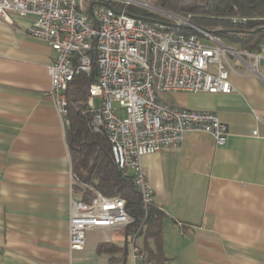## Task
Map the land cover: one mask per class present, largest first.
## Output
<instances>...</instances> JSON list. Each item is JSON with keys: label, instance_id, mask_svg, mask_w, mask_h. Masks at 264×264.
<instances>
[{"label": "crops", "instance_id": "crops-1", "mask_svg": "<svg viewBox=\"0 0 264 264\" xmlns=\"http://www.w3.org/2000/svg\"><path fill=\"white\" fill-rule=\"evenodd\" d=\"M11 19H0V264H139L124 229L88 231L84 249L70 251V204L81 195L50 93L53 52L28 34L34 16ZM256 53V75L230 57L233 93L171 92L167 102L214 112L228 128L225 145L188 132L179 148L141 159L165 214V264H264V39ZM99 244L126 253H99ZM136 245L143 251V236Z\"/></svg>", "mask_w": 264, "mask_h": 264}, {"label": "built area", "instance_id": "built-area-1", "mask_svg": "<svg viewBox=\"0 0 264 264\" xmlns=\"http://www.w3.org/2000/svg\"><path fill=\"white\" fill-rule=\"evenodd\" d=\"M133 4L147 6L136 0H0V19L12 24V15L35 17L27 31L53 52L46 72L65 127L69 125L68 84L80 76L90 77L95 64L96 81L88 87L89 127L106 136L114 165L122 176L132 179L146 208L154 199L143 157L179 148L188 132L209 134L218 146L225 145L228 137L227 126L214 112L178 108L161 101L160 95L231 94L229 75L237 72L230 57L256 75L261 55L232 49L186 18L162 10L171 18L161 16L169 25L147 23L110 7ZM180 28L196 34L178 33ZM72 181L80 187L81 198L84 190L91 195L88 201L71 200L70 251L84 249L88 231L123 230L134 222L120 196H103L74 175ZM136 239L137 233L129 236L127 246L140 261L143 254Z\"/></svg>", "mask_w": 264, "mask_h": 264}, {"label": "trees", "instance_id": "trees-1", "mask_svg": "<svg viewBox=\"0 0 264 264\" xmlns=\"http://www.w3.org/2000/svg\"><path fill=\"white\" fill-rule=\"evenodd\" d=\"M156 7L164 12L186 18L193 26L213 34L222 42L236 44L239 51L255 53L264 39V0H156ZM111 8L124 9L127 14L147 23H165L161 16L151 15L133 6ZM153 21H149L150 19ZM178 33L195 35L188 28H180ZM254 32V33H252ZM96 81L95 64L90 77L80 76L68 84L66 91L67 117L65 137L71 157L72 174L82 184L93 188L106 197L120 196L125 201L126 212L134 222L126 227V244L129 236L137 233L143 236L145 246L139 264H165L160 248L162 221L165 214L154 205L144 208L132 179L124 177L113 163L110 144L102 133L89 127L92 110L87 105L88 87ZM79 189V186H75ZM80 190V189H79ZM91 192L84 190L83 201H88ZM154 249H149L148 241ZM99 253L109 255L126 253L125 248L99 244ZM114 259V258H111ZM117 260V259H115Z\"/></svg>", "mask_w": 264, "mask_h": 264}, {"label": "rangeland", "instance_id": "rangeland-1", "mask_svg": "<svg viewBox=\"0 0 264 264\" xmlns=\"http://www.w3.org/2000/svg\"><path fill=\"white\" fill-rule=\"evenodd\" d=\"M136 1L141 2V3H145L147 6L133 4L132 5L133 7L138 8V9L139 8L140 9H143V10L147 11L148 13H152V14H154L156 16H164V17H166V18H168V19L171 20V18H169L167 16V14L162 13L160 11L161 9H159L158 7H156V5H155L156 4V0H148V1H145V0H136ZM223 43H225L227 46H229L232 49H235V50L238 49L237 48L238 46L236 44H234V43L224 42V41H223ZM247 53H249V52H247ZM171 97H173V94L172 93H162L160 95V100L163 101V102H169V101H172ZM95 102H96V104H98V100L97 99L95 100ZM113 105H114V107L117 106L116 104H113ZM120 116L121 117L124 116V111H121L120 112Z\"/></svg>", "mask_w": 264, "mask_h": 264}, {"label": "water", "instance_id": "water-1", "mask_svg": "<svg viewBox=\"0 0 264 264\" xmlns=\"http://www.w3.org/2000/svg\"><path fill=\"white\" fill-rule=\"evenodd\" d=\"M145 1H148V0H145ZM89 14H90V11H89ZM151 15H153L152 13H150ZM149 21H153V19L151 18ZM252 33H254V32H252Z\"/></svg>", "mask_w": 264, "mask_h": 264}, {"label": "bare ground", "instance_id": "bare-ground-1", "mask_svg": "<svg viewBox=\"0 0 264 264\" xmlns=\"http://www.w3.org/2000/svg\"><path fill=\"white\" fill-rule=\"evenodd\" d=\"M125 229V228H124Z\"/></svg>", "mask_w": 264, "mask_h": 264}]
</instances>
